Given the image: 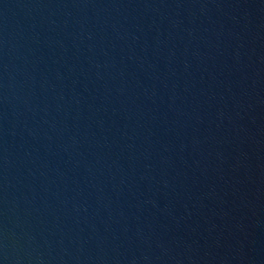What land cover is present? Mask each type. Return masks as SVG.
<instances>
[{"label":"water","instance_id":"95a60500","mask_svg":"<svg viewBox=\"0 0 264 264\" xmlns=\"http://www.w3.org/2000/svg\"><path fill=\"white\" fill-rule=\"evenodd\" d=\"M0 264H264V0H0Z\"/></svg>","mask_w":264,"mask_h":264}]
</instances>
